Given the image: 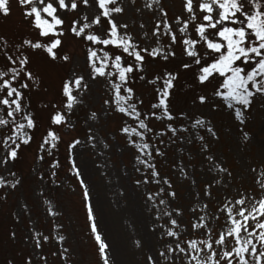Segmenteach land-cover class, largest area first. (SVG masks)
Listing matches in <instances>:
<instances>
[{
  "label": "snow or ice",
  "instance_id": "6c2138e0",
  "mask_svg": "<svg viewBox=\"0 0 264 264\" xmlns=\"http://www.w3.org/2000/svg\"><path fill=\"white\" fill-rule=\"evenodd\" d=\"M17 3L29 33L19 38L0 33V203H7L23 185L24 174L16 165L33 144L34 160L47 163L49 170L45 173L34 167L33 173L38 172L41 181L50 176L58 184L61 161L54 154L63 143L67 171L81 189L99 260L115 264L111 242L98 226L99 207L85 155L98 147L111 151L114 142L131 152V171L138 174L132 176L131 184L147 207L143 235L134 240L138 249H147L145 264H264V159L255 179L258 191L234 186L233 171L211 147L221 140L217 116H227L242 130L256 99H264V0H182L171 17L162 0H147L143 9L136 6V0ZM11 12V0H0V15L7 17ZM70 14L72 19L66 24ZM69 35L79 45L82 61L67 46ZM176 49L181 56L177 68L152 74L149 65L157 60L170 63L177 58ZM37 56L44 64L62 69L52 99L40 94L45 74ZM185 73H192V83L184 87L191 91L192 107L202 109L199 114L179 106L176 90ZM138 81L155 86L153 102L147 107ZM97 86H102L104 94L100 107L93 109L90 98ZM80 108L88 109L85 137L64 141L60 129L76 126L73 114ZM41 113H47L48 120L43 129ZM110 119L117 121L112 142L109 132L101 136L96 127ZM250 135L242 131L244 141H250ZM177 142L183 145L181 151L194 152L206 166L207 182L202 194L197 191L189 197L190 205L178 203L179 187L158 166V158H166V150ZM105 154L99 152V156ZM171 167L172 176L178 172L198 186L190 159L185 162L180 157ZM249 170L257 171L253 166ZM214 187L223 195L214 197ZM213 199L216 204L210 206ZM43 205L48 217L59 215L52 200L44 198ZM19 211L11 215L17 222L28 216L32 227L23 238L31 240L33 252L55 241L64 264H71L63 225L53 222L50 233L44 234L32 221L28 204H22ZM7 235L12 241L17 238L15 230ZM153 238L158 247H153ZM40 261L48 264L46 256ZM6 264H13V259ZM21 264H33L32 255L25 253Z\"/></svg>",
  "mask_w": 264,
  "mask_h": 264
},
{
  "label": "rangeland",
  "instance_id": "374dc122",
  "mask_svg": "<svg viewBox=\"0 0 264 264\" xmlns=\"http://www.w3.org/2000/svg\"><path fill=\"white\" fill-rule=\"evenodd\" d=\"M147 0H136V6L143 9V5ZM162 3L169 8L171 17L172 9L179 10L182 0H162ZM12 12L9 16L0 15V33H6L12 38H19L22 34L29 33L28 23L23 19L21 9L17 0H11ZM133 16L137 15L132 13ZM146 15L148 13L146 12ZM71 14L66 17V24H70ZM130 26L133 21H128ZM138 26V23H137ZM146 27L150 29V25ZM67 46L73 50L77 58L82 61L83 54L79 45L73 37L68 36ZM166 40H162L165 43ZM177 50V58L170 63L157 60L149 65L152 74H162L165 69L174 70L177 68L181 59L180 51ZM41 70L44 72V88L40 90V94L45 99H52L55 96L56 85L62 74V69L52 67L40 61ZM156 64V67L154 66ZM195 70V69H194ZM183 71V70H181ZM151 76H146L150 79ZM192 83V73H185L177 86L179 106L187 111L199 114L202 109L192 107L189 88L184 87L185 84ZM153 85H148L146 81H138L137 88L145 101V107L153 102ZM102 86L93 89L90 102L93 109L99 108L103 96ZM39 106V99H37ZM87 108H80L73 114V120L76 126L73 129H60V134L64 141H70L71 138L79 136L84 139L87 129L84 126ZM41 128L48 126L47 113H41ZM157 125L159 122H154ZM216 124L220 126L221 140L219 143H211L213 151L220 152V158L224 160L225 166L233 171L235 177L231 181V185L242 186L243 188H253L259 190V185L255 183L256 176L261 171L259 164L264 159V99L257 98L254 106L248 114L247 126L242 130L233 123H230L227 116H217ZM151 126V125H150ZM100 129V135L104 132L110 133L108 140L115 135L117 121L110 119L109 121H100L96 126ZM242 131L250 132V141L242 139ZM201 134H205L201 132ZM38 135V134H37ZM207 138V137H206ZM113 143L111 151L103 150L98 147L96 150H89L86 153L88 161V171L92 185V192L95 201L98 204V226L100 230L106 234L108 240L114 249L113 260L115 264H145V253L147 249H138L134 240L139 239L143 235L144 218L148 215L147 207L144 201L140 199L131 184L132 176L138 174L132 172L134 160L130 151L124 150L120 144ZM33 144L31 148L25 149L24 154L18 161L16 168L24 174L23 185L10 195L7 203H0V264H6L8 259H13V264H21L25 253H29L33 257V264H43L40 261L41 256H46L48 264H64L60 258L57 249L59 247L55 241L45 245L44 250H36L33 252L31 240H25L23 237L28 234L32 225L28 224V216L21 217L22 222H17L12 212L20 214L22 204H28L31 209V219L35 223L37 230L49 234L53 222L63 225V234L66 237L65 247L71 252V264H102L97 253V246L88 229L86 213L82 203V192L75 180L74 176L67 171L68 164L65 159V146L59 145L58 154H54V158L61 161V167L57 169L56 179L58 184H53L52 177L48 176L45 181H41L37 173H33V168L43 170L47 173V163L34 160ZM183 145L177 142L175 147L169 146L166 158H158L159 168L162 172L167 173L174 180V183L180 189V200L178 203L190 205V196H194L195 192L200 191L202 194L203 185L207 182L205 176V165L200 163L201 157L187 149L181 151ZM100 151H105L104 156H99ZM180 157L185 158V162L189 159L198 176V186L191 185L190 181L180 177L178 172L176 175L171 174L175 171L171 165L178 162ZM175 158V159H174ZM50 162V161H49ZM98 165H105L98 168ZM249 166L256 167L257 171L253 174L249 170ZM131 172V176L125 173ZM2 174V173H0ZM197 178V177H193ZM43 187V195L41 188ZM223 192H217L213 188V196H222ZM48 198L53 201L54 210L59 213L55 218H50L45 213L46 206L43 205V199ZM216 200L210 202V206H214ZM190 213L185 211V216ZM222 219V218H221ZM15 230L17 238L12 241L8 238L7 233ZM153 247H158L156 238H153ZM57 252L56 256L52 253ZM180 264V262H177Z\"/></svg>",
  "mask_w": 264,
  "mask_h": 264
}]
</instances>
